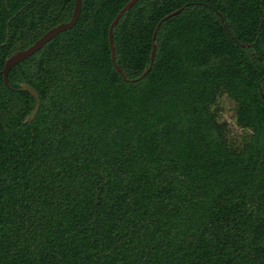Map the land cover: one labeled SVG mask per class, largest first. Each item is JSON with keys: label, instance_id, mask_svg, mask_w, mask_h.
Segmentation results:
<instances>
[{"label": "trees", "instance_id": "trees-1", "mask_svg": "<svg viewBox=\"0 0 264 264\" xmlns=\"http://www.w3.org/2000/svg\"><path fill=\"white\" fill-rule=\"evenodd\" d=\"M74 1L0 0V71ZM128 1L0 73V264H264V0H137L113 61Z\"/></svg>", "mask_w": 264, "mask_h": 264}, {"label": "water", "instance_id": "water-1", "mask_svg": "<svg viewBox=\"0 0 264 264\" xmlns=\"http://www.w3.org/2000/svg\"><path fill=\"white\" fill-rule=\"evenodd\" d=\"M136 1L137 0H129L121 8V10L118 12V14L115 16V18L112 20V22L110 24L108 39H109V44H110V49H111V58L113 61L115 58V50H114V45H113V41H112V29L115 26V24L117 23L120 16L123 14V12H125L126 10L131 8V6ZM81 5H82V0H75L71 18L67 22H62V23H59V24L51 27L46 32H44L37 40H35L30 46H28L25 49L17 50L6 58L4 66H3L2 70L0 71V73L3 75L4 84L6 86H8V74H9L10 69L15 64L23 61L24 59L28 58L29 56L34 54L36 51L41 49L54 36H56L57 34H59L62 31L70 29L77 21V18L79 16L80 10H81ZM177 12H178V10H176V11L170 13L169 15L165 16V18L169 17L170 15L176 14ZM154 55H155V44H153L152 51L150 54V62H152ZM114 66H115L116 70H118L121 74H123L122 71L116 65H114ZM145 73H146V71L144 72V74ZM21 89L29 92L35 99V107H34L32 113L30 114V116L28 117V119H32L33 116L35 115L38 107H39V104H40L39 95H38L37 91L33 87L29 86L28 84H22Z\"/></svg>", "mask_w": 264, "mask_h": 264}, {"label": "rangeland", "instance_id": "rangeland-1", "mask_svg": "<svg viewBox=\"0 0 264 264\" xmlns=\"http://www.w3.org/2000/svg\"><path fill=\"white\" fill-rule=\"evenodd\" d=\"M215 107L218 109V120L226 124L229 142L235 146L240 145L249 136L250 131L236 124L234 102L222 95L217 99Z\"/></svg>", "mask_w": 264, "mask_h": 264}]
</instances>
